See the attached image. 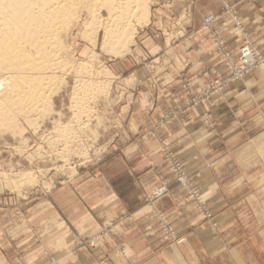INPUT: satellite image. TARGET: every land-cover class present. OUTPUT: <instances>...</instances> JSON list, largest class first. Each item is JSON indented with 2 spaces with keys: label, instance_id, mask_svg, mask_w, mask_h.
<instances>
[{
  "label": "rangeland",
  "instance_id": "obj_1",
  "mask_svg": "<svg viewBox=\"0 0 264 264\" xmlns=\"http://www.w3.org/2000/svg\"><path fill=\"white\" fill-rule=\"evenodd\" d=\"M78 1L75 15L72 12L65 18V27L58 25L59 37L51 36L59 44L52 38V54L48 47L53 58L48 60L54 64L48 63L53 67L38 68L50 77L49 89L41 97L33 101L39 95L29 91L33 86L18 85L9 67L0 64V246L91 248L106 243L115 221L107 222L96 234L77 227L78 212L85 216L92 212L90 199L81 195L82 186L89 181L101 185V178L114 166H123L128 149L141 148L147 135L155 140L169 172L168 182L159 180L153 188H141L145 212L164 236L175 242L187 239L178 235L156 206L157 199L176 193L193 206L196 224L212 228L214 245L255 246V257L264 264V106L252 108L256 111L249 121L234 117V121L219 122L222 118L200 109L212 95L245 84L254 71L264 73V65L241 71L246 43L263 58L264 52L233 6L222 0L223 11L242 33L243 41L235 51L216 25L219 16L201 17L194 10L195 0H145L147 12L137 14L143 22L135 25V36L127 45L104 41L107 10L99 0ZM178 3L182 7L173 11ZM210 14L217 20L206 26L204 19ZM137 15H130L129 20L132 16L136 23ZM200 17L199 30L212 41L223 71L193 91L196 84L187 72L193 59L174 53L193 49L195 32L190 25ZM38 70L33 78H41ZM218 79L225 81L222 86H217ZM176 82L182 88L179 94L162 89ZM236 110L230 111L234 115ZM190 115L198 116L191 131L214 130L216 134L213 139L198 140L196 150L191 136L184 138ZM144 119L148 122L141 126ZM189 158L195 162L189 163ZM171 185L178 187L175 192ZM162 188L167 192L158 195ZM211 196L219 202L211 205ZM123 243L116 242L126 246ZM118 252L124 256L125 247ZM50 264L57 260L52 258Z\"/></svg>",
  "mask_w": 264,
  "mask_h": 264
},
{
  "label": "crops",
  "instance_id": "obj_2",
  "mask_svg": "<svg viewBox=\"0 0 264 264\" xmlns=\"http://www.w3.org/2000/svg\"><path fill=\"white\" fill-rule=\"evenodd\" d=\"M227 1L233 6L245 30H248L264 52V0ZM222 3V0H195L194 10H199L201 17L208 13L218 15L219 22L216 25L229 47L235 51L243 41L242 33L235 30V24L230 14L223 11ZM182 5L178 3V7L173 11L180 10ZM201 17L190 25L191 32H195L193 49L174 53L177 57L187 55L193 59L194 64L187 71L196 84L192 88L193 91L201 90L210 76L223 71L221 64L217 63L221 57L212 41L205 31L199 30ZM161 42L165 46L163 41ZM182 45L180 43L176 47L180 49ZM162 87L165 92L173 89L177 94L182 89L178 82L166 89L164 85ZM174 101L178 100L174 98ZM256 106H264V73L260 69L254 71L245 84L233 85L223 94L212 95L200 105V109L202 112L212 113L217 119L222 118L218 119L219 122L234 121V117L241 121L246 118L249 121L256 111L252 108ZM234 108L237 110L233 115L230 110ZM189 118V130L184 133L188 136L184 135V138L191 136V144H194L192 148L196 150L199 146L198 140L200 142L213 139L216 134L214 130L191 131L198 123V116L190 115ZM146 119L140 120L141 126L147 124ZM143 139L141 148L128 149L130 152L125 153L127 158L123 166H114L111 173L101 178V185L89 181L82 186L84 191L82 190L81 195L90 199L88 203L91 204L92 212L90 216L78 212L80 216L76 218L77 227L85 229L87 233L96 234L107 222L115 221L107 234L106 243L91 248L0 246V264H50L52 258L57 260V264H261L255 257V246L214 245L212 228L206 224H196L192 216L193 206L176 193L157 199L156 206L162 215L172 222L178 235L184 234L187 239L184 242H175L164 236L158 223L145 212V194L141 188H153L159 180L168 182L165 178L169 172L161 153L155 147V140L147 135ZM188 160L189 163L195 162L193 158ZM110 169L113 168L110 166ZM171 186L173 192L178 188L176 185ZM217 202L219 201L210 197L211 205ZM120 241L126 246H117L116 242ZM121 247L126 249L124 256L122 252H118Z\"/></svg>",
  "mask_w": 264,
  "mask_h": 264
},
{
  "label": "bare ground",
  "instance_id": "obj_3",
  "mask_svg": "<svg viewBox=\"0 0 264 264\" xmlns=\"http://www.w3.org/2000/svg\"><path fill=\"white\" fill-rule=\"evenodd\" d=\"M76 2L77 0H0V64L7 65L6 68L9 67V69H7L10 70V72L8 71L10 73L9 75L13 78L14 76L16 77L14 79L17 80L18 85L22 86V84L24 83H30L29 86H33L32 90L30 89L31 87L27 88L30 89V92L35 91L39 94L37 95V93L32 92L35 94V96L37 95V98L34 97L36 99L32 97L33 101L41 97L40 94H44L43 91L45 92L46 89H49V87L46 88V85L49 86L48 83L50 82V77L47 75V71L43 70V72H40L38 68L44 69L43 67H48L50 65L48 63H51L52 61L48 60L49 58H52V56H50V53L52 54L50 45L58 44L57 42H55L57 41L55 40L56 36H51L55 33L56 35H60V31L56 32L58 31V25L62 24L64 26L67 23L66 21H68L67 19L65 20V18L70 17L69 15L72 12L73 15H75L74 9L76 7ZM80 2L83 3L82 1ZM144 2L145 0H99L102 9L104 7L107 10V23L104 31V41L109 43V41L114 40L115 43L117 41V45L118 43L125 45H127L128 42L130 43L135 36V25L143 22V20H141L138 15H140L142 11H146V8H144ZM79 7L81 6L79 5ZM132 14H138L136 16V23H133L134 21H131V18H133L132 16L129 20V17ZM141 14H143V12ZM61 29L62 27L59 28V30ZM59 35L57 37H59ZM52 38H54V44H52ZM49 46L51 51L50 53L48 52ZM52 47L55 48L56 45ZM55 50L53 51L56 52ZM55 60L56 59H54V61ZM56 65L57 64H55V66ZM34 70H38L40 72L39 74L41 78H33L32 74L35 73ZM46 70H50L49 67ZM47 78L48 80H46ZM22 91L23 90H21V92ZM30 92H28V95H31ZM31 96H28L29 99L31 98ZM33 101L31 103H33Z\"/></svg>",
  "mask_w": 264,
  "mask_h": 264
},
{
  "label": "built area",
  "instance_id": "obj_4",
  "mask_svg": "<svg viewBox=\"0 0 264 264\" xmlns=\"http://www.w3.org/2000/svg\"><path fill=\"white\" fill-rule=\"evenodd\" d=\"M217 20V17L213 14H210L205 17L204 24L206 26L211 25L213 22ZM222 44V42H220ZM242 68L241 71L244 72L245 70H250L258 65H264V58L260 55L259 51L249 43H246L242 48ZM225 82L224 80L218 79L217 86H222V83ZM167 189L162 188L158 195L166 193Z\"/></svg>",
  "mask_w": 264,
  "mask_h": 264
}]
</instances>
